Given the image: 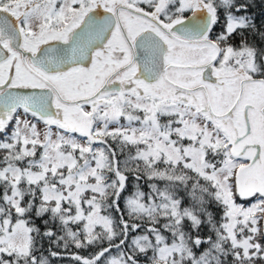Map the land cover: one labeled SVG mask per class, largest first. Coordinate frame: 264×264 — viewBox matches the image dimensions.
<instances>
[{
  "label": "trees",
  "instance_id": "16d2710c",
  "mask_svg": "<svg viewBox=\"0 0 264 264\" xmlns=\"http://www.w3.org/2000/svg\"><path fill=\"white\" fill-rule=\"evenodd\" d=\"M205 1L219 18L214 37L226 49L248 50L262 68L264 0ZM93 142L87 151L74 149L77 182L89 181L78 185L79 197L45 202L41 184L64 182L49 169L28 181L22 172L35 156L17 135L2 139L0 173L21 171L0 174V226L8 231L21 221L26 233L25 250L1 248L0 264H264L262 252L246 253L229 231L227 203L213 178L219 157L199 170L153 158L117 129L99 132Z\"/></svg>",
  "mask_w": 264,
  "mask_h": 264
},
{
  "label": "flooded vegetation",
  "instance_id": "af4514ba",
  "mask_svg": "<svg viewBox=\"0 0 264 264\" xmlns=\"http://www.w3.org/2000/svg\"><path fill=\"white\" fill-rule=\"evenodd\" d=\"M201 1L204 3L206 2L205 0ZM63 2L64 0H0L1 9L4 12L10 13L15 21V28L18 31L17 43L20 47V50H17L12 46L8 35L0 33V51L2 52L1 58H3L0 60V64H13L11 67L12 73L8 74L9 80L12 78L9 84L14 85L12 82H15L19 88H26L27 85L34 83L33 77L38 78L39 82L36 83L39 86H41L40 80L45 82L47 86L44 88L48 87L51 90L52 96L54 95V98L56 97L58 100L57 102L61 105H70L66 108L71 109L73 111L71 113L76 117H80L77 119L82 120V115H80L81 112L88 114L86 118H88L89 123L87 125L82 128H76V126L70 128V132H73L75 136L85 139L84 132L80 131H82V129L92 130V123L95 119L94 115L96 109L100 107V104L94 108L95 99L91 101L83 100L81 102L83 106L80 105L78 108L77 105L79 103L65 102L61 100V98L76 100L80 99L82 96L87 97L84 93L87 87L85 83L89 84L91 80L96 77L94 75L95 73L90 71V68L93 66H90L92 62L99 60L97 64H101L102 61L107 60L103 64L109 65L113 60L121 58L123 59L122 64L116 65L108 71L101 82L99 83L98 80L94 83V86L95 89L101 88L102 90H111V92L104 91V93L110 98L114 97L123 105L125 98L135 93L129 90V86L132 85L135 80V75L133 71H131L134 64L132 65L131 63L125 66L129 63L131 52H133L130 43L133 42L135 36H139L144 30L154 31L158 33L159 38L163 41L161 50L164 70L156 81H142L146 85L160 88V92L165 93L163 98L160 97L161 99H168L173 105L182 104L178 102H184L189 105L186 107H191L199 116H204L205 121L209 125H199L194 133L199 135V140L208 139V141L215 145L213 159H215V156L219 157L218 152L223 150L224 140L229 145V154L231 153V146L234 141V145H240V154L230 155L234 159H238V161L244 165H246V162H252L249 167L251 174L248 176H250V178L245 186H251L256 180L264 185V129L255 133H253L252 129L255 120L260 122L261 125L264 124V84L260 81L263 77L256 74L257 72H264V68L261 70L254 68L249 71L243 66V59L241 60V58L235 56H232L231 60L223 59L224 62L217 64V61L222 56V48H224L223 44L214 37L215 27H217L219 19H215L212 22L209 21V27L207 28L206 26L202 28L204 32L201 36H192L190 34L194 31L191 28L186 30L181 27L173 28L175 23H180L185 20V18L189 17L188 15L194 9L201 8V6L195 8L192 3L190 8L186 6L184 11L178 12L176 10V5L173 6V3L170 4L169 0L163 3L156 1L150 8L147 7V3L144 1H131L132 5L130 6V0H127L128 3L124 1L114 2L113 0H74L73 3H65L68 6L67 13L62 19V14L58 13V10L61 8V5L64 4ZM89 9H101L106 12V15L102 14L100 16V20L102 21L99 27L96 28L99 30L98 36L100 38L97 37L94 39L95 41H92L93 45L88 52L89 54L86 61L79 65L68 67V69L66 67L61 70L56 69L55 64L57 60L54 58L45 60L50 61V63L43 66H37L31 62V53L34 52L37 46L48 43L55 44L58 40L66 42L71 39L75 34V30L83 26L84 21H82V19L88 14ZM35 14L38 15L35 16ZM56 15L58 16L56 17ZM109 15H111V19L113 20L111 23ZM103 16H105L104 19ZM106 17L108 18L107 20ZM132 18H142L140 20H143V22H139L137 19ZM204 19L205 18H203V20ZM133 22L143 24L142 26H144V28H141V26L138 29L131 30L130 27ZM101 31L102 33H100ZM45 33L51 34L43 38L42 35ZM88 38H91V36L88 35ZM117 38H122L123 40L120 41ZM34 43L36 44L34 45ZM124 46H126V51ZM212 56H217V59L212 61ZM238 67L241 68V72L239 75L237 74L236 80L233 74L235 72L238 73V70L234 71L238 69ZM206 68L209 70L208 72H206ZM5 69V65H0V81L6 76ZM97 69L100 70L99 65ZM87 71L90 72L85 75ZM218 71L220 73H217ZM98 72L100 73V71ZM98 72H96V74ZM121 72H124V74L118 76V73ZM211 73L215 74L216 79ZM85 76H87L86 80L82 79ZM114 76L115 78H112ZM13 78L15 79L14 81ZM61 79L62 81L59 83ZM201 79H212L213 81L216 80V82L210 85H204L203 87H197L199 84H202ZM253 81L261 84L250 86L249 83ZM65 82H68V87L62 88V84ZM145 84L143 85L145 86ZM82 86H85L84 91L80 92L78 95L72 94L79 91ZM228 86L231 89H229ZM191 87L197 88L188 89ZM30 88L42 89L40 87ZM234 88L235 92L233 93ZM54 89L58 91L59 97L54 94ZM113 89L116 90V92L112 93ZM67 90H69V94L67 95L68 98L64 95ZM195 91L204 92L208 95L210 102L209 109L203 97L198 96ZM69 96H71V98H69ZM232 96L234 97L232 98ZM114 98L111 100L112 102L108 104H112ZM85 103H91V106L87 107L88 112L84 110V108H86ZM241 103H243L242 106H240ZM21 110L27 111L21 106H15L8 116H5L4 119H0V132L6 129V125H8L6 121H12L14 111ZM141 110L142 109L135 106L133 107V111L136 112L133 114H137L140 118L139 115L141 114ZM211 110L216 115H214ZM257 111L259 112L256 114ZM175 115L177 116L172 118H181L183 121V115L180 113ZM180 123L182 122L168 124L166 130L168 131V129L171 128V136L175 139L173 143L179 146L177 143L182 142L180 146L183 147V152L186 150H184V147H187L184 158L188 157L189 161H193L195 156L198 155L191 153L189 148H198V150L206 151L207 143L199 145L196 139L185 141V139L188 140L190 138L188 132L183 134L179 133L178 127ZM240 124H242V126L244 125L243 133H240ZM121 131L123 134L133 138L130 131L126 133L123 130ZM246 136H249V139H247ZM250 136H253L255 139H250ZM180 137H182L183 140H180ZM192 150L193 149H191V151ZM249 151L255 154L251 159V152ZM258 157L259 159H257ZM255 161H257V163H255ZM204 165L208 166L209 164L207 163ZM247 194H249L248 200L245 202L240 200L243 204L256 200L259 202V207V205L264 203V191L255 195L251 194V192ZM260 198H262L263 201ZM263 210L264 208L262 211ZM262 211L258 218L260 226H258V230H261Z\"/></svg>",
  "mask_w": 264,
  "mask_h": 264
},
{
  "label": "rangeland",
  "instance_id": "374dc122",
  "mask_svg": "<svg viewBox=\"0 0 264 264\" xmlns=\"http://www.w3.org/2000/svg\"><path fill=\"white\" fill-rule=\"evenodd\" d=\"M114 2H120L124 1L125 3H128L127 0H113ZM141 2V1H148V0H130L129 5H132V2ZM166 0H158V2H165ZM74 0H64L65 3H73ZM169 3L173 6L176 5V10L178 12L184 11L186 6L191 7L194 5L196 8L197 6L204 7L207 9L206 11H209L210 8L212 11L215 10L212 5L208 1L205 3L201 0H169ZM209 3V4H208ZM61 5V8H59L58 13L62 14V19L66 16L67 13V5L65 4ZM188 8V9H189ZM166 14V13H165ZM38 14H35L37 16ZM216 15V11H215ZM58 15H56L57 17ZM217 16V15H216ZM143 19H146L142 17ZM142 18H132L137 19L139 22H143V20H140ZM215 18V17H214ZM143 24H139L138 22H133L131 24L130 29H138ZM219 26L224 28L221 22L219 23ZM141 28H144L142 26ZM225 28H227V25L225 24ZM229 28V27H228ZM135 33V31H134ZM51 33H45L43 34V38L46 36H49ZM125 38V37H124ZM119 39V38H117ZM120 41L123 40L122 38L119 39ZM36 43H34L35 45ZM126 51V46H124ZM110 52V51H109ZM221 55V54H220ZM241 55V56H239ZM239 57L241 60L243 59V66L248 69L249 71L253 70L254 68L261 70L264 68V56L263 60L261 62L262 68L257 67V64H254L253 55L249 54L248 50H241V51H233L232 49H226L225 47L222 48V56L217 61V64H220V62H224L225 59L231 60V57ZM244 58H243V57ZM224 59V60H223ZM121 58L113 60V62L109 65L103 64L105 61H102L101 64H97L99 60L92 62L90 66V71L94 72L95 78L91 80L89 84L85 83L87 86L85 90L86 96H91L93 93H95L98 89H95L94 83L99 80V83L101 80L107 75L106 73L110 71L112 68H114L116 65L122 64ZM240 64V63H239ZM2 66H6L5 69V75L8 76V74L12 73L11 67L13 64L11 63H2L0 64ZM8 65V66H7ZM100 67V70L97 69V67ZM88 66V67H90ZM133 68L131 71H133ZM216 69V67H215ZM219 69V68H217ZM238 73H234V79L237 78V74L239 75L241 72V68L238 67V69L234 70ZM90 71H87L85 75H87ZM100 71V73L98 72ZM96 72H98L96 74ZM219 72V71H218ZM220 73V72H219ZM118 76H121L124 74L118 73ZM2 75V76H5ZM244 75V74H242ZM116 76V77H118ZM87 76L83 77L82 79L86 80ZM112 78H115L112 77ZM240 79V78H239ZM12 80V78H11ZM10 80V82H11ZM15 79L13 78V81ZM34 83H36L35 79L33 78ZM237 80V79H236ZM62 79L59 81L61 83ZM15 83V82H14ZM41 88L47 86L45 82L41 81ZM37 84V83H36ZM145 84L142 80L135 77L134 82L132 85L129 86V90L135 92L133 95H129L127 98H125L124 104L121 105L117 99L114 97L110 98L108 97L104 91L111 92V90H102L99 92L96 97L91 98L95 99V105L93 106L96 108L98 104H100V107L96 109V113L94 115L92 130H83L80 132H84L85 139L81 137H77L73 134V132H70V128L72 126H76V128H82L83 126L87 125L89 123V120L87 117L88 114L86 113H80L82 115V120L77 119L80 117H76L71 109H67L66 107L70 105H61L58 103L57 98H54V95L52 96V102L54 104L58 105V109L53 111L52 113H49L47 118H42L39 116H36L32 114L30 111H14L13 113V119L12 121H6V129L3 131V135L0 136V142L5 137H8L9 139H12L13 136L17 135L20 140L21 148L27 152H29V155H34L35 160L37 161L36 164H32L31 168H28V170H23L22 173H26L25 175L27 177V180H35L37 177L42 176V174L45 172V170L49 169L56 177L59 178L61 182H64L63 187H58L57 184H41L40 186V194L39 197L45 201H54L59 199L60 196L65 195L66 193H70L71 195H78V185L85 186L88 185L89 181H82L81 184L77 182L76 174V162H75V152L74 149H79L82 151L89 150V147L91 146L93 141L95 140L97 134L99 132H104V130H123L125 133L127 131H130L133 135V138L139 142L141 148L152 154L153 158L158 157L159 155L164 156L165 158H168L169 160H172L173 162L182 163L185 166L196 168V169H202L203 164H210V162L213 161V153H214V147L215 145L212 144L208 139H202L199 140V135L194 133L196 128L199 125H209L206 121L204 116H199L191 107L184 102H178L182 104L173 105L169 102V100H163V96H165L164 92H160V88H157L156 86H150V85H143ZM254 84H259V82H250L249 85L253 86ZM62 88L68 87V82H65L62 84ZM82 86L79 91H76L72 94L78 95L80 92L84 91V87ZM48 88V87H47ZM229 89H231L228 86ZM116 92V90L113 89L112 93ZM235 92V88L233 89V93ZM192 93V92H190ZM195 93L198 96H202L201 92L195 91ZM69 90L65 91L64 95L68 98ZM61 95V94H60ZM189 95V94H187ZM73 98H76L72 96ZM83 97V96H82ZM161 97V98H160ZM203 97V96H202ZM234 96H232L233 98ZM54 98V99H53ZM71 98V96H69ZM113 103H111L112 99ZM199 99V98H198ZM89 101V100H88ZM82 102V101H81ZM83 103H80L81 106ZM84 110L88 112V108L91 106V103H85ZM243 103H241L240 106H242ZM80 105H77L79 108ZM139 107L141 110V114L138 117L137 114H133L136 111H133V107ZM259 111L256 112V114ZM57 113V114H56ZM181 114L183 121L181 118H172L174 116H177L175 114ZM90 114V113H89ZM176 122H182L179 124L178 131L179 133H187L190 139L185 141H191L193 139H196L197 143L201 145L202 143H207V149L206 151L198 150V148H189L191 153H194L195 159L192 161H189V158H184V153L187 152V147L177 146L173 143L175 141L174 138L171 136V131L169 128L168 131L166 130V127L168 124L176 123ZM241 125V132L243 133V127ZM161 128V129H160ZM165 129V130H164ZM253 133L259 132L261 129H264V124L261 125L260 122L255 120V124L252 127ZM247 139H249V136H246ZM250 139L254 140L255 138L253 136H250ZM180 140H183L182 137H180ZM179 140V141H180ZM234 143L231 146V149H234ZM223 150L218 152L219 160L217 163V169L214 171L213 178H215V181H217L218 189H219V195H221L222 199H224L227 203V222L229 226V231L234 238V241L236 243H240L241 247L244 249L246 253H258L256 251L259 250V252H262V255H264V238L262 239V233L261 230H258L259 226V214L264 208V203L261 205L258 204V201H251L248 203L243 204L242 201H246L249 198V194H258L264 191V185H262L259 181L256 180L254 184L251 186H245L248 179L250 178V170L249 167H247L242 176L237 174L238 168L244 164L240 163L238 159H234L231 155L233 153L231 152L229 154V145L224 140L223 141ZM203 146V145H202ZM7 148L9 146L6 145ZM204 147V146H203ZM191 149H193L191 151ZM209 150V151H208ZM251 152V151H249ZM239 154V153H237ZM23 154L18 153V156H22ZM187 155V154H186ZM254 152H251L250 159L254 157ZM202 156V157H199ZM79 159V158H77ZM259 159V157L257 158ZM251 162V161H250ZM240 163V164H239ZM247 163V162H246ZM257 163V161H255ZM36 165V166H35ZM77 169L81 168V166L77 165ZM72 168L73 172H70L69 170ZM12 169V175L16 177L17 175H20V169L16 167L10 168ZM11 176V170L7 169L6 171H1V173H6ZM0 173V174H1ZM69 175V177H67ZM11 176V177H13ZM11 186V185H10ZM9 197H12V194L9 195ZM79 197V195H78ZM262 201L263 199L260 198ZM242 200V201H240ZM264 210L262 211V219L263 218ZM5 223V222H0ZM260 227V226H259ZM25 233H26V227L21 223V221L15 222L11 229L6 231L3 228V225L0 226V250H3L8 247H12L14 251H24V245H25ZM196 242H199L200 239L195 238ZM3 248V249H1ZM77 258V256H74ZM84 262V260H83Z\"/></svg>",
  "mask_w": 264,
  "mask_h": 264
},
{
  "label": "water",
  "instance_id": "95a60500",
  "mask_svg": "<svg viewBox=\"0 0 264 264\" xmlns=\"http://www.w3.org/2000/svg\"><path fill=\"white\" fill-rule=\"evenodd\" d=\"M209 4V3H208ZM212 5V4H210ZM204 7L194 9L185 20L180 23H175L173 28L181 27L183 29L191 28L194 32L190 35L192 36H201L204 32L203 27H209V21H213L216 19L215 10L208 9L206 11ZM102 14L106 15L101 9H89L88 14L82 19L84 21L83 26L78 27L75 30V34L73 37L66 42L58 40L55 44H45L42 46H37L32 55L30 56L31 62L36 64L37 66H43L45 64H49L50 61H45L47 59H56L57 63L55 64L57 70H61L67 67L79 65L87 60L88 52L93 45V40L99 37V33L96 28L99 27V24L102 20H100V16ZM105 16H103L104 19ZM215 17V18H214ZM203 18H205L203 20ZM108 18L106 17V20ZM110 23L113 22L111 19V15H109ZM108 22V21H107ZM185 23V24H183ZM211 25V24H210ZM0 33L4 35H8L12 46H14L17 50H20L18 46V31L15 28V21L12 18L10 13L4 12L0 7ZM102 33V31L100 32ZM190 33V32H189ZM183 35L182 33H180ZM88 35L91 38H88ZM103 35V34H102ZM189 36V35H188ZM100 38V37H99ZM95 41V40H94ZM135 46V50L133 53L131 52V59L128 64H134L133 73L136 78L140 80H154L163 73L164 70V61H162V50L161 46L163 41L159 38L158 33L150 30H144L139 36H135L133 42ZM22 52V51H21ZM2 52L0 51V60L2 56ZM217 56H212V61L216 60ZM211 68V67H207ZM206 68V72L209 70ZM219 73V72H217ZM212 76L215 77V74L211 73ZM211 77V76H210ZM36 82H39L38 78L33 77ZM202 84H199L197 87H203L204 85H210L216 82L212 79L205 80L201 79ZM260 81L264 84V79H260ZM9 80V76H5V78L0 81V119H4L5 116H8L9 113L13 110L15 106H21L22 108L34 113L35 115L48 118L49 113L58 109V105L52 102V93L49 88L42 89H33L30 87H40L39 85L33 83L31 85H27L26 88H19L14 82V85ZM197 87H191L188 89H194ZM41 88V87H40ZM20 89V90H18ZM187 89V90H188ZM208 89V88H207ZM102 89H98L91 96L80 97V99L76 100H66L62 99L65 102L69 103H79L83 100H90L91 98L96 97V95L101 92ZM54 94L59 97L58 91L53 90ZM203 96V100L207 106L210 108V102L208 95L204 92H201ZM236 101V100H235ZM212 112V110H211ZM213 113V112H212ZM216 115L215 113H213ZM2 124V123H1ZM241 151V146L236 144L234 145V149H231L233 155H239ZM239 153V154H237ZM250 163H246V165H242L238 168L237 174H243L244 170L247 167H250ZM264 218V213H263ZM264 235V222L262 221V229Z\"/></svg>",
  "mask_w": 264,
  "mask_h": 264
},
{
  "label": "bare ground",
  "instance_id": "6f19581e",
  "mask_svg": "<svg viewBox=\"0 0 264 264\" xmlns=\"http://www.w3.org/2000/svg\"><path fill=\"white\" fill-rule=\"evenodd\" d=\"M131 44V49H133V51L135 50V46L133 43H130ZM133 53V52H132Z\"/></svg>",
  "mask_w": 264,
  "mask_h": 264
}]
</instances>
